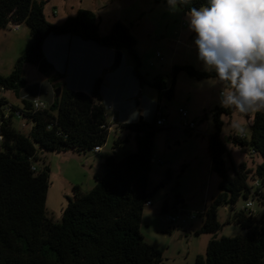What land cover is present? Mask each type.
<instances>
[{
	"label": "trees",
	"instance_id": "trees-1",
	"mask_svg": "<svg viewBox=\"0 0 264 264\" xmlns=\"http://www.w3.org/2000/svg\"><path fill=\"white\" fill-rule=\"evenodd\" d=\"M47 0H0V30L9 25H24L30 34V45L16 59L8 75L0 74V91H11L17 97L25 88L22 66H37L43 58L42 46L48 36L72 35L100 47L126 51L132 61V76L139 89L148 86L157 91V103L173 96L176 76L183 71L201 80L215 78L209 71H199L190 65H174L170 69V84L162 76L148 79L140 72L136 39L128 26L115 22L105 35L99 34V17L92 11L79 9L59 25L44 16ZM207 5V0H191L179 9ZM52 73V72H51ZM50 73V74H51ZM49 74V75H50ZM51 82L63 75L53 72ZM102 78H97L89 93L73 92L61 87L58 97L45 109L33 110V98L21 100V106L0 97V264H162L161 253L146 243L140 234L141 216L155 190L148 191L154 134L159 127L153 116L151 123L143 119L120 124V129L134 134L135 152L125 153L119 161L107 156L101 163L104 174L94 186L74 199L66 198L59 222L46 216L45 200L49 169L36 170L33 163L41 151L92 152L106 143L110 125L102 103ZM159 105L157 104L156 107ZM7 107L11 113L32 122L28 134L12 128L10 116L1 113ZM233 109L215 107L212 111L214 131L208 136L207 151L210 168L219 181L218 193L203 212L202 226L195 235H211L205 254L197 255L194 264H264V111L255 112L249 127L250 136L227 137L239 148L249 147L250 155L260 163L249 167L246 162L235 165L221 137V115L230 117ZM120 145L117 140L113 148ZM227 155L232 175L225 166ZM170 170L166 178L170 179ZM258 179L260 187L254 198L262 207L260 216L252 212H234L239 197L247 199L250 185ZM178 184H175V188ZM258 192V193H257ZM230 208L234 224L245 231L243 236L215 238L220 224L218 207ZM167 210L166 201L161 211Z\"/></svg>",
	"mask_w": 264,
	"mask_h": 264
},
{
	"label": "rangeland",
	"instance_id": "rangeland-1",
	"mask_svg": "<svg viewBox=\"0 0 264 264\" xmlns=\"http://www.w3.org/2000/svg\"><path fill=\"white\" fill-rule=\"evenodd\" d=\"M44 5V10L58 11L59 7L50 4ZM93 0H83V5L89 7ZM52 5V6H51ZM136 7L122 10L125 25L132 28V35L136 39L141 66L140 72L151 79L162 76L166 83L170 84V69L174 65H190L199 71H206L203 63L198 58V50L194 44L195 33L190 32L186 15L180 9L171 12L166 0H138ZM136 9V10H135ZM111 9H106L102 14L99 29H107ZM45 16V15H44ZM15 32L7 26L0 30V74L8 75L13 69L16 59L24 52L26 40L17 41ZM30 35V34H29ZM13 39V40H12ZM11 40V41H10ZM120 53V67L125 63L132 66V61L126 51ZM159 53L162 60L155 58ZM122 55V56H121ZM152 64V66H150ZM50 75L38 72L37 68L30 64L22 66V77L25 88L19 97L11 91H0V97H4L9 104L21 106L24 98L38 97L44 104H50L58 83L50 81ZM222 85L214 78L197 80L181 71L177 74L173 86V96L169 99L162 98L157 103V91L148 86H143L140 93L132 102L126 96L130 88L124 85V90L119 95V102L124 101L137 107L139 114L135 122L142 118L151 123L154 110L158 104L160 113L165 121L154 134L152 155L160 164L152 163L149 173L147 190H155L150 199V205L145 206L141 216L140 234L149 245L158 249L161 253L162 264H194L197 255H204L206 236L195 235L203 221V212L211 203L212 198L218 193V177L211 171L210 158L207 151L208 136L213 133L212 111L219 104V93ZM42 89L43 96H35ZM112 108L114 106L112 105ZM179 109L186 112L187 122H192L194 128L185 130L179 124L181 119ZM1 113L7 118L11 115L10 123L13 129L23 134H28L32 122L26 118L11 113L7 107H2ZM107 122L110 125L108 136L100 156L90 151L86 152H50L41 151L33 165L38 171L43 166L49 169L48 188L45 200V214L53 222H59L62 210L66 206V198L74 199L75 195H83L92 185L94 175L96 179L103 176L104 171L99 166L105 155L112 156L119 161L125 153L135 152L134 134L128 130L120 129L119 123L114 117V109L108 110ZM254 113L242 114L235 109L230 117L222 114L223 122L221 137L227 145L231 160L235 165L246 162L249 167L260 163V158L250 155L249 147L239 148L227 141V137L234 135L243 136L246 140L250 136V125ZM114 117V121L112 118ZM117 124V125H116ZM119 141L120 145L113 148V143ZM244 151V152H242ZM228 173L232 175L230 162L227 155L223 156ZM170 170V179L166 178V170ZM178 187L175 188V184ZM250 185V182H248ZM250 198L239 197L233 211L249 210L254 215L260 216L262 207L257 201H252V206L244 210V205ZM167 203V210L161 211L163 202ZM185 214L194 215V219L181 223ZM167 216H177L178 220L171 224ZM217 221L220 224L215 238L243 236L245 231L234 224L229 218L226 207L217 208Z\"/></svg>",
	"mask_w": 264,
	"mask_h": 264
},
{
	"label": "clouds",
	"instance_id": "clouds-1",
	"mask_svg": "<svg viewBox=\"0 0 264 264\" xmlns=\"http://www.w3.org/2000/svg\"><path fill=\"white\" fill-rule=\"evenodd\" d=\"M171 12L191 0H166ZM198 58L222 85L219 104L264 111V0H207L186 12Z\"/></svg>",
	"mask_w": 264,
	"mask_h": 264
},
{
	"label": "crops",
	"instance_id": "crops-1",
	"mask_svg": "<svg viewBox=\"0 0 264 264\" xmlns=\"http://www.w3.org/2000/svg\"><path fill=\"white\" fill-rule=\"evenodd\" d=\"M47 1L49 4L52 1V5L59 7L58 11L51 12L50 10H44L46 20L56 25H59L67 18L74 16L79 9L90 10L94 12L99 19L106 9H111L112 14L109 15V25L107 29H99V34L105 35L109 32L111 26L115 22L120 21L125 24V21H123L124 17H121L122 10L130 7L133 8V6L137 8L136 2L138 0H93V4L89 7L83 5V0ZM100 22L101 20L99 21V28H101ZM9 27L12 28V25H9ZM129 29L131 32L132 28L129 27ZM13 30L19 33L18 36H15L17 41L22 39L26 40V49L31 42L28 28L24 25H20L17 29ZM42 53L43 58L54 66L53 72L63 75V78L58 81L61 87L73 92L89 93L94 81L97 78H102L101 97L102 103L105 105L106 109H114V117L119 124L135 122V117L139 114L136 110V107L138 106L137 103L136 106H134L133 103L132 105L130 103L125 105L126 103L124 101H121L120 103L119 95L124 90V85L127 84L130 89L127 90L126 96L129 101L132 102L133 98L137 96V93H140L141 89H139L137 81L132 76L131 65L125 63L122 67H120V64L118 67L113 66L116 57V51L114 49L100 47L93 42L81 40L76 36L63 35L48 36L43 42ZM150 66H152V64H150ZM148 74L152 73H145L147 78ZM35 96H43L42 89H39ZM51 101L52 99L50 97L49 102ZM112 105L114 108H112ZM114 117L112 118V121H114ZM100 153L95 155L100 156ZM105 157H107V155H105ZM102 162L99 163L100 167ZM238 164L239 163L236 165ZM96 176L97 175H94V180L92 185H89L88 191L94 186ZM211 238L212 236H206L205 243L207 244Z\"/></svg>",
	"mask_w": 264,
	"mask_h": 264
},
{
	"label": "built area",
	"instance_id": "built-area-1",
	"mask_svg": "<svg viewBox=\"0 0 264 264\" xmlns=\"http://www.w3.org/2000/svg\"><path fill=\"white\" fill-rule=\"evenodd\" d=\"M17 28H18V26L12 25V29H17ZM156 58L159 61L162 60V57L159 54H156ZM31 105H32L33 110H35V111L36 110H42V109H45L47 107V105L44 104L42 101H40L38 98H33L31 101ZM178 113H179V116L181 119V123L179 124V126H181L185 130H192L194 128V124L192 122L186 121V117H187L186 112L182 109H179ZM154 117L156 120L155 121L156 126H158V127L163 126L165 119H164L163 115L160 113L158 107H156L154 110ZM0 140H1V136H0ZM101 148L102 147H98V146L94 147L92 150V153L99 154L102 150ZM151 163L160 164L161 160H159V159L156 160L154 157H152ZM250 187H251L250 194L248 196V198H250V200L246 201L244 208H243L244 210H246V209L249 210V208L252 206V201L255 200L254 198L256 197L255 191L260 187V181L258 179H256L253 182H250ZM149 205H150V202H147L146 206H149ZM249 211L252 212L251 210H249ZM194 217L195 216L192 214H185L183 216V219H181V223H184L187 220H192V219H194ZM167 220L169 223L173 224L178 220V217L177 216H175V217L174 216H167Z\"/></svg>",
	"mask_w": 264,
	"mask_h": 264
},
{
	"label": "water",
	"instance_id": "water-1",
	"mask_svg": "<svg viewBox=\"0 0 264 264\" xmlns=\"http://www.w3.org/2000/svg\"><path fill=\"white\" fill-rule=\"evenodd\" d=\"M120 64V53L119 52H116V57H115V60L113 62V66L114 67H118ZM37 70L38 72L42 73V74H45V75H49L51 72H53L54 70V66L48 62L45 58H42L38 64H37ZM59 93H60V89H56L55 90V93H54V96L55 97H58L59 96ZM142 118H140L139 121H141ZM226 142L228 141L227 139H225ZM227 212H228V217L230 215V208H227Z\"/></svg>",
	"mask_w": 264,
	"mask_h": 264
}]
</instances>
